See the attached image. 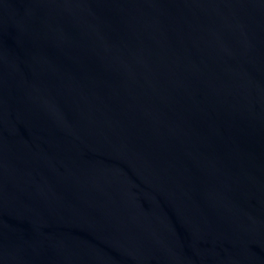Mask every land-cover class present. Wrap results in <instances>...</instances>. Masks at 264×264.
<instances>
[{
    "label": "water",
    "instance_id": "95a60500",
    "mask_svg": "<svg viewBox=\"0 0 264 264\" xmlns=\"http://www.w3.org/2000/svg\"><path fill=\"white\" fill-rule=\"evenodd\" d=\"M0 264H264V0H0Z\"/></svg>",
    "mask_w": 264,
    "mask_h": 264
}]
</instances>
